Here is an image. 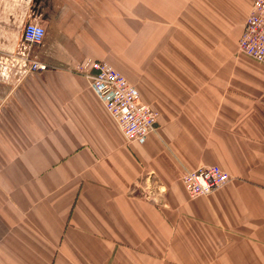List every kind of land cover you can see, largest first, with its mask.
<instances>
[{"label":"crops","instance_id":"obj_1","mask_svg":"<svg viewBox=\"0 0 264 264\" xmlns=\"http://www.w3.org/2000/svg\"><path fill=\"white\" fill-rule=\"evenodd\" d=\"M13 1L0 0V264H264V64L239 53L253 1ZM26 21L41 45L23 42ZM23 49L49 69L12 66ZM89 60L159 114L148 139L127 142L75 71ZM211 165L232 180L191 199L185 172Z\"/></svg>","mask_w":264,"mask_h":264},{"label":"built area","instance_id":"obj_2","mask_svg":"<svg viewBox=\"0 0 264 264\" xmlns=\"http://www.w3.org/2000/svg\"><path fill=\"white\" fill-rule=\"evenodd\" d=\"M253 7L239 42V53L264 64V0H252ZM46 29L36 22L26 21L22 27V40L27 46L41 45ZM12 66L26 74L43 72L48 65L33 60L30 53L19 50L11 58ZM104 104L119 126L127 142L148 139L157 131L159 114L141 101L139 91L113 66L105 62L87 61L76 67ZM232 180L219 166L211 165L198 171H186L183 182L191 199L208 197ZM154 200V198H153Z\"/></svg>","mask_w":264,"mask_h":264},{"label":"rangeland","instance_id":"obj_3","mask_svg":"<svg viewBox=\"0 0 264 264\" xmlns=\"http://www.w3.org/2000/svg\"><path fill=\"white\" fill-rule=\"evenodd\" d=\"M15 1H17V2H15ZM15 1H13V7L17 8L18 10H21V9L23 10L24 6L26 5V2L24 0H15ZM151 199H153V198H151Z\"/></svg>","mask_w":264,"mask_h":264}]
</instances>
